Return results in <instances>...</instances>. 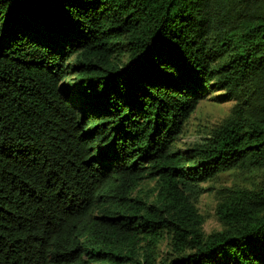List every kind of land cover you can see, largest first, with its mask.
Masks as SVG:
<instances>
[{
    "label": "trees",
    "instance_id": "obj_1",
    "mask_svg": "<svg viewBox=\"0 0 264 264\" xmlns=\"http://www.w3.org/2000/svg\"><path fill=\"white\" fill-rule=\"evenodd\" d=\"M211 87L232 116L177 149ZM235 169L261 181L203 238ZM162 233L157 264H264V0H0V264H156Z\"/></svg>",
    "mask_w": 264,
    "mask_h": 264
},
{
    "label": "rangeland",
    "instance_id": "obj_2",
    "mask_svg": "<svg viewBox=\"0 0 264 264\" xmlns=\"http://www.w3.org/2000/svg\"><path fill=\"white\" fill-rule=\"evenodd\" d=\"M120 59L123 61V56ZM234 105V101H229L224 96L223 90L218 87H211L186 121L183 133L175 143V147L183 151L204 142L213 130L222 126L232 116ZM260 181L261 174L259 171L235 169L201 183V193L195 202V208L203 218V223L199 227L202 237L206 238L211 233L228 228L217 215L216 210L220 203L234 191L251 190ZM155 191L156 185L153 181H144L132 197L137 196L142 201L151 203ZM154 257L156 264L178 258V255L172 251L170 234L162 233L161 239L154 249Z\"/></svg>",
    "mask_w": 264,
    "mask_h": 264
}]
</instances>
